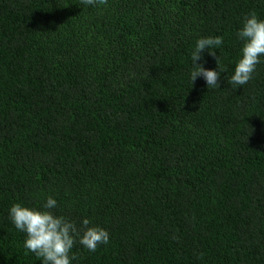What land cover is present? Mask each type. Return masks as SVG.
I'll use <instances>...</instances> for the list:
<instances>
[{
    "label": "trees",
    "instance_id": "trees-1",
    "mask_svg": "<svg viewBox=\"0 0 264 264\" xmlns=\"http://www.w3.org/2000/svg\"><path fill=\"white\" fill-rule=\"evenodd\" d=\"M253 11L264 0H0V264H42L9 213L49 196L109 233L95 252L76 237L71 264H264V57L228 83ZM209 36L214 89L190 80Z\"/></svg>",
    "mask_w": 264,
    "mask_h": 264
},
{
    "label": "clouds",
    "instance_id": "clouds-1",
    "mask_svg": "<svg viewBox=\"0 0 264 264\" xmlns=\"http://www.w3.org/2000/svg\"><path fill=\"white\" fill-rule=\"evenodd\" d=\"M85 5L107 4V0H81ZM243 41L241 58L235 65L234 74L228 81L231 85L243 86L253 76L261 57H264V19H260L256 12H251L242 21V27L237 32ZM223 44L222 36L203 37L196 41L195 49L191 53V84L198 77H203L209 88L220 87L218 81L224 69L220 68L216 49ZM207 49L208 54L214 56L219 69H206L202 60V52ZM57 201L51 196L47 198L44 210L30 208L21 203H14L10 208V218L15 228L26 234L24 247L28 252L42 258V264H71L77 257L72 253L76 237L79 243L91 252H95L99 245L109 243V233L102 227L92 225L87 218L83 219L81 230L77 225L63 216L55 215ZM203 255L202 253L200 254Z\"/></svg>",
    "mask_w": 264,
    "mask_h": 264
}]
</instances>
